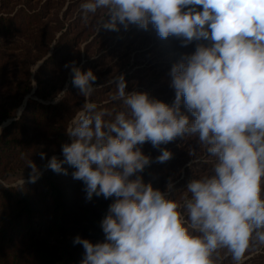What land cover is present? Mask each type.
<instances>
[{
    "label": "clouds",
    "instance_id": "9594fccd",
    "mask_svg": "<svg viewBox=\"0 0 264 264\" xmlns=\"http://www.w3.org/2000/svg\"><path fill=\"white\" fill-rule=\"evenodd\" d=\"M80 7L85 18L107 10L98 30L151 24L161 39L177 37L184 47L208 42L171 67V105L127 92L120 75L112 99L123 108H98L87 99L93 70L64 65L86 102L66 128L63 160L54 155L46 167L74 168L88 200L114 197L101 221L103 241L75 237L84 249L80 264H219L222 250L241 264L247 251L264 246V0H83ZM185 137H196L216 162L177 201L143 181L151 158L140 146L160 149ZM172 155L160 149L156 161ZM27 167L36 182L40 169L32 160Z\"/></svg>",
    "mask_w": 264,
    "mask_h": 264
},
{
    "label": "trees",
    "instance_id": "16d2710c",
    "mask_svg": "<svg viewBox=\"0 0 264 264\" xmlns=\"http://www.w3.org/2000/svg\"><path fill=\"white\" fill-rule=\"evenodd\" d=\"M82 3L0 0V264H80L84 249L73 243L75 237L93 243L104 239L100 225L114 197L93 195L88 200L84 183L72 177L74 168L62 165L65 174L46 167L54 155L63 160L61 146L69 142L66 128L86 102L71 83V69L64 65L75 62L82 71L93 70L95 91L87 99L98 108L115 112L123 105L112 99L115 84L110 81L121 75L117 76L120 61L112 64L109 59L126 41L142 44L137 48H142L147 60L133 72L128 71L130 62L127 64L123 75L126 91L135 90L144 74L145 82L150 77L149 90L135 92L171 105L175 99L171 67L183 55L192 54L197 43H208L194 41L184 47L177 37L161 39L151 24L147 30L138 25H129L127 30L123 26L119 31L98 30L107 10L85 18ZM182 110L186 111L183 106ZM151 145L146 142L140 146L151 158L140 175L145 183L177 201L186 195L187 183L209 174L216 162L207 154L209 162L204 166L177 172L169 162L157 163L159 152ZM41 152L46 154L44 159ZM30 160L41 171L34 183L27 167ZM19 175L25 179L23 185L11 181ZM247 256L250 258L241 264H264V246L250 249L244 258ZM219 264L234 261L222 250Z\"/></svg>",
    "mask_w": 264,
    "mask_h": 264
},
{
    "label": "rangeland",
    "instance_id": "374dc122",
    "mask_svg": "<svg viewBox=\"0 0 264 264\" xmlns=\"http://www.w3.org/2000/svg\"><path fill=\"white\" fill-rule=\"evenodd\" d=\"M127 33V32H126ZM121 35V34H120ZM117 42V41H116ZM142 44H136L133 43V41H126L122 44V46L116 51L112 57H110V63L114 64L118 61H120V68L118 75H125L126 76V69L127 64L130 62V70L128 71H136L140 70L144 66V62L147 60V56H145L144 53H142V48H137L141 46ZM136 53L139 55V63L138 65H135V56ZM150 80V77H149ZM149 80L146 82L144 81V74L142 81L136 83V89L133 91H136L137 89H140L141 91H147ZM113 79L110 81L112 82ZM132 91V92H133ZM158 99V98H154ZM161 101V99H158ZM170 105V103H168ZM152 146V145H151ZM200 146L199 149L195 150V147ZM154 148V147H152ZM168 149L172 152V158L166 162H169V164L175 165L176 171L181 173H184V170L189 167H195L199 169L201 166H204V162H209V157L207 156V153H205V147L202 145H199L197 142L196 137H185L184 139L177 138L176 140L164 145L162 144L160 146V149ZM176 148V149H175ZM155 149V148H154ZM160 149H157L158 156L160 155ZM190 152H194V155H190ZM159 164V162H157ZM199 176V175H197ZM22 180H25L23 176L19 175L15 178H12L11 181L15 183H20ZM250 256H247L242 259L241 263L248 260Z\"/></svg>",
    "mask_w": 264,
    "mask_h": 264
}]
</instances>
